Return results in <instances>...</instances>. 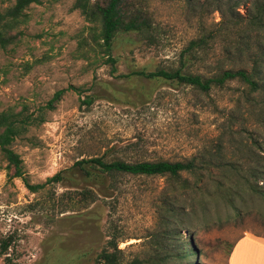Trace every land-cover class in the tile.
Segmentation results:
<instances>
[{"label": "rangeland", "instance_id": "obj_1", "mask_svg": "<svg viewBox=\"0 0 264 264\" xmlns=\"http://www.w3.org/2000/svg\"><path fill=\"white\" fill-rule=\"evenodd\" d=\"M74 1L31 5L20 43L13 51L0 50V110L19 111L26 105L29 113L37 114L57 90L66 89L46 121L30 126L15 142L30 181L44 182L91 156L181 160L220 154L223 163L216 161L203 172L201 191L193 201L190 192L176 191L186 198L185 222L193 228L176 235L174 246H159L147 236L162 229L163 200L173 191L166 178L118 175L111 195L60 213L56 205L65 190L62 185L32 192L0 162V264H93L115 228L126 240L119 247L129 261L153 256L161 264H185L188 259L228 264L239 237L246 232L264 235V180L252 178L250 183L242 178L249 168L264 167L258 147L264 145V94L248 96L236 81L200 94L190 87L174 89L162 79L128 74L142 67H178L187 60V47L201 22L215 27L224 20L217 28L224 31L236 20L228 11L229 1L145 0L159 25L158 36L148 43L137 35H119L112 52L119 58L115 71L103 58L93 57L85 41H91V22L73 7ZM242 1L244 16L255 0ZM13 2L0 0V8ZM225 50L232 52V47L219 41L203 61L191 60L187 69L239 67L241 62L227 57ZM87 95L95 97L93 103H84ZM189 178L194 180L193 175ZM219 185L228 186L229 193L220 194ZM9 238L12 243L3 254L2 241ZM179 240L194 254L180 253Z\"/></svg>", "mask_w": 264, "mask_h": 264}, {"label": "trees", "instance_id": "obj_2", "mask_svg": "<svg viewBox=\"0 0 264 264\" xmlns=\"http://www.w3.org/2000/svg\"><path fill=\"white\" fill-rule=\"evenodd\" d=\"M45 0H14L10 5L0 8V50L13 51L22 40L24 30L22 27L29 21L27 9L33 4H42ZM60 1V0H53ZM218 2L225 0H217ZM228 11L236 18L226 30L217 29L224 20L215 22V27H207L200 23L198 36L191 39L187 47V60H181L178 67L157 68L148 70L145 67L134 69L129 75H139L151 79H162L174 89L190 87L198 93L209 94L214 88L225 87L228 83L236 81L243 85L245 93L249 96L253 93L264 94V0L251 2L246 14L242 16L240 6L242 0H228ZM145 0H75L73 7L79 9L85 18L91 22V41L85 40L95 59L103 58L116 70L118 57L113 56L114 43L119 35L128 37L137 35L151 43L156 40L159 25L155 22L152 13L146 6ZM192 4V3H191ZM194 9L198 5L194 1ZM200 7L198 6V10ZM220 10V8H217ZM223 16L224 9L221 10ZM242 18L239 20V17ZM228 42L231 50H225L227 57H235L241 62L239 67H227L225 64H217L216 68L206 72H194L188 67L191 60L203 61L209 49L217 42ZM234 55V56H233ZM66 89L57 90L47 103L38 108L37 114L29 113L26 105L19 111L13 108L0 110V162L5 164V169L10 177H17L24 181L32 192L45 190L47 186L62 185L65 190L59 194L60 200L56 205L60 213L69 210H80L94 204L101 197H107L111 189L116 187L118 175L131 176H161L173 185L172 193L163 200L159 225L161 231L147 236L152 244L163 246L166 243L175 245L173 240L176 235L182 236L183 230H192L193 226L187 221L186 198L182 195L190 192L191 201L195 194L201 191L202 175L204 171H210L216 161L223 163L222 157L210 155L193 156L181 160L158 159L127 160L123 158H107L105 156H91L77 160L71 167L59 170L44 182L33 183L30 181L24 166V160L14 148L15 142L29 130L30 126L46 121L49 111L56 108L62 100ZM95 97L87 95L84 103H93ZM264 156V145L260 142ZM262 156V157H263ZM263 163L261 159L256 160ZM240 171V166H235ZM264 167L256 165L249 168L242 178L251 183V179L263 181ZM189 175L194 176L192 181ZM110 179L111 183L107 184ZM220 194L227 195L230 188L219 185ZM48 190V189H47ZM50 193V191H48ZM171 196V197H170ZM193 206V202L190 204ZM194 207V206H193ZM98 216V214H95ZM99 219V217H97ZM174 234V236H173ZM106 245L96 254L93 264H161L149 256L143 258L125 259V249L120 248L121 240L115 230H111L107 236ZM12 239L2 241V253L6 254ZM179 248L184 256L187 251L194 254L192 248L179 240ZM152 247V245H151ZM149 251L146 252V255ZM179 255V254H178ZM185 264H198L193 260Z\"/></svg>", "mask_w": 264, "mask_h": 264}, {"label": "crops", "instance_id": "obj_3", "mask_svg": "<svg viewBox=\"0 0 264 264\" xmlns=\"http://www.w3.org/2000/svg\"><path fill=\"white\" fill-rule=\"evenodd\" d=\"M228 264H264V235L246 232L233 245Z\"/></svg>", "mask_w": 264, "mask_h": 264}]
</instances>
